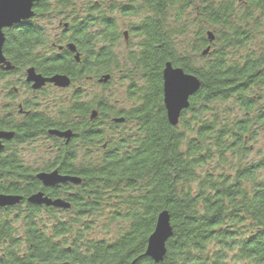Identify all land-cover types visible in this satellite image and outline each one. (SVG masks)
Here are the masks:
<instances>
[{"label":"trees","instance_id":"obj_1","mask_svg":"<svg viewBox=\"0 0 264 264\" xmlns=\"http://www.w3.org/2000/svg\"><path fill=\"white\" fill-rule=\"evenodd\" d=\"M93 1L79 9L74 0L39 2L3 52L20 69L73 83L109 75L123 32L112 9ZM119 12L138 19L129 26L137 43L124 60L131 105L116 111L99 99V107L136 132L102 149L83 125L81 157L70 145L61 160L65 173L80 179L69 208H0V264H264V47H253L264 0H140ZM190 15L196 31L181 51L175 38L186 33L179 23ZM46 18L60 23L62 34L50 36L40 23ZM70 43L79 63L66 47L57 49ZM167 62L200 82L175 127L162 101ZM78 97L68 113L88 117ZM92 148L100 150L95 158ZM20 166L12 154L0 158V194L26 198L38 190ZM162 211L172 236L154 263L143 254ZM105 212L109 223H126L113 240L92 236L96 215Z\"/></svg>","mask_w":264,"mask_h":264},{"label":"flooded vegetation","instance_id":"obj_2","mask_svg":"<svg viewBox=\"0 0 264 264\" xmlns=\"http://www.w3.org/2000/svg\"><path fill=\"white\" fill-rule=\"evenodd\" d=\"M30 21H33V17L28 21L13 25L10 28H4L1 31L4 38L2 45L4 63L0 64V133L6 134V137L0 140L2 145L0 158L3 159L8 157L9 154H12L13 158L21 163L20 170H23L22 168L30 170L35 179L38 174L52 172H57L59 176L69 177L71 175L65 173V168H63L65 164L61 160L64 159V155H66L64 151L70 145H81L80 135L83 125L87 126V135H91L92 139H95V142L98 143L104 140L103 134L99 132L100 123L107 125L110 131H116L124 125V122L115 124L113 120L116 117L100 111L97 93L93 91L87 93L86 90H82L79 86L76 87V83L71 82L70 79V85L67 88H58L47 82L39 89L33 88V83L27 81L26 71L30 68L20 69L3 52L9 36L12 40L14 33L17 32L18 26L29 23ZM65 25L64 28L67 27ZM60 27L62 26L59 23L58 28ZM130 36L128 27L127 30L123 31V41L125 44L128 43ZM70 44L57 47V49L62 51L64 47ZM72 54L73 57L76 54L79 57L77 51ZM36 74L40 75L38 73ZM40 76L44 79L52 77ZM84 80L94 81L90 76L85 77ZM95 80L99 84L98 80ZM78 94L79 100L77 103L87 106L86 109L89 112L88 117L83 116L82 113H68L72 104L75 103L74 100ZM108 108L114 109V107ZM92 113H95L93 119H91ZM110 124L113 125L110 126ZM99 136L101 140L98 139ZM108 142L110 141L104 140L102 142V149L106 148ZM31 146L38 148L44 147L47 152L41 154L39 151L37 156H34L33 153L26 151ZM30 157L33 158L29 159ZM37 182L39 183V188L33 194L42 193L44 197L52 201L57 199L68 201L75 195L72 184L64 183L57 184L53 187H44L41 182L38 180ZM50 189H56V191L50 193ZM22 198L20 205L28 204L40 208H53L51 206L30 204L26 201L28 197Z\"/></svg>","mask_w":264,"mask_h":264},{"label":"water","instance_id":"obj_3","mask_svg":"<svg viewBox=\"0 0 264 264\" xmlns=\"http://www.w3.org/2000/svg\"><path fill=\"white\" fill-rule=\"evenodd\" d=\"M43 0H0V64L4 63L2 56V45L4 42L2 29L10 28L13 25L28 21L34 17V6ZM66 26V25H65ZM209 42L213 41L211 33H207ZM71 53H75V47L68 45L66 47ZM60 50V49H59ZM209 52V47L202 51L201 55L205 56ZM76 62L79 57L74 56ZM27 81L33 83L34 89H39L44 83H51L58 88H67L70 80L64 75H54L44 79L37 75L34 69L30 68L26 71ZM110 79L109 75H103L98 82L106 84ZM200 87V82L196 77L184 73L180 68L173 67L171 63L164 64L162 70V101L166 118L170 126L175 127L181 113L189 106V99L196 94ZM95 117L92 113L91 119ZM114 123H121L123 119H114ZM6 134L0 133V140L5 138ZM2 145L0 143V151ZM36 179L42 183L44 187H53L57 184L71 183L80 184V179L68 176H59L57 172L42 173L36 175ZM21 196L0 194V208L14 207L21 203ZM30 204L51 206L58 209H68L69 204L63 200H54L44 197L42 193H36L29 196L26 200ZM172 236V228L170 226V217L166 211H162L157 215L153 232L147 239L144 257L149 258L154 263L162 262L165 256V245ZM137 259L131 264H136Z\"/></svg>","mask_w":264,"mask_h":264},{"label":"rangeland","instance_id":"obj_4","mask_svg":"<svg viewBox=\"0 0 264 264\" xmlns=\"http://www.w3.org/2000/svg\"><path fill=\"white\" fill-rule=\"evenodd\" d=\"M98 2L99 8L101 10H109L112 9V14L109 15L115 22L118 30L123 32L127 30V28L138 19L133 17H123L119 12L121 7L128 6L129 2H139L140 0H94ZM93 1V2H94ZM89 2L92 3V0H74V6L79 9L84 7ZM56 20L53 18H46L45 20H41L40 23L49 25V35L54 36L59 34L60 29L56 27ZM171 22V19L169 20ZM194 15L184 17L179 24L184 25L186 27V33L180 37L175 38L176 44L181 48V51H186L190 45L193 43V34L196 31V27L194 26ZM262 29H264V19L262 21ZM262 29L255 35L254 38V48L261 49L264 47V30ZM137 40L130 36L128 39V43L125 44L123 40L119 42V44L113 49V53L115 56L116 62L111 65V79L106 84H98L96 80L92 78L94 81H79L76 82L75 86L80 87L82 90H86L87 93L91 91L97 93L99 99L107 102L108 107H114L116 111H120L123 109H129L131 103L128 101V88L130 87V81L127 78V74L125 73L124 60L127 54L134 48ZM75 88V87H74ZM109 125V124H108ZM99 132L103 134V138L105 141H115L119 140L123 136H133L136 132L135 125L133 123H127L121 126L116 131H110L107 125L99 124ZM101 141L102 142L104 141ZM261 143V142H260ZM77 157H81L82 148L81 146L75 145ZM27 152H31L34 156H37V153L44 154L46 148H38L28 147L26 149ZM92 157H97L100 154V150L98 148H92L91 150ZM45 157V156H43ZM30 157L29 159H32ZM106 211V210H105ZM44 220V219H43ZM108 217H106V212L104 214L96 215V221L93 226V235L97 239H105V240H113L116 235L120 232H123L126 229V223L122 220H118L112 223H109Z\"/></svg>","mask_w":264,"mask_h":264}]
</instances>
